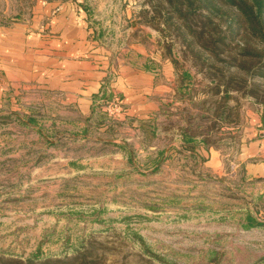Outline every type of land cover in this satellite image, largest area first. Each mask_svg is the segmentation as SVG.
Here are the masks:
<instances>
[{
	"label": "rangeland",
	"instance_id": "1",
	"mask_svg": "<svg viewBox=\"0 0 264 264\" xmlns=\"http://www.w3.org/2000/svg\"><path fill=\"white\" fill-rule=\"evenodd\" d=\"M7 1L18 5L36 0ZM65 1L84 10L107 48L118 47L116 41L125 40V31L135 27L145 44L156 35L153 45L169 57L180 78L182 101L165 112L167 119L178 116L177 148L165 151L174 141L168 136L154 146L148 124L143 146L127 154L123 138L120 143L102 141L92 123L62 121L58 116L71 114L66 108L4 102L0 257L14 264H78L73 258L82 256L84 264H264L263 186L245 176L246 163L237 159L239 137L228 129L238 121L241 134L248 111L261 109L264 114V80L255 74L250 79L259 82L261 101L245 93V87L231 90L233 98L216 115L224 87L214 93L207 76L211 71L167 30L159 32L144 21L141 11L149 8L147 0ZM167 42L176 63L165 50ZM217 68L221 63L212 72ZM235 70L246 74L229 67ZM112 98L95 115L117 125L122 105L108 106ZM78 125L84 131H77ZM113 133L123 134L122 128ZM200 134L205 144L220 149L217 169H200L198 159L204 157L181 152L183 145L197 148Z\"/></svg>",
	"mask_w": 264,
	"mask_h": 264
},
{
	"label": "crops",
	"instance_id": "2",
	"mask_svg": "<svg viewBox=\"0 0 264 264\" xmlns=\"http://www.w3.org/2000/svg\"><path fill=\"white\" fill-rule=\"evenodd\" d=\"M0 16L5 17L0 20V105L22 100L24 107L38 101L66 108L71 114L58 116L62 121L92 123L97 139L102 141L120 143L123 138L127 154L132 153L129 149L136 151L143 146L148 124L154 146L168 136L174 141L168 142L165 151L177 148L175 131L180 122H175V115L167 119L165 112L182 101L178 94L180 78L169 57L153 45L155 34L148 38L151 45L145 44L138 39L135 27L125 31V40L116 41L118 47L107 48L104 35L84 10L65 0L18 5L0 0ZM111 97H117L122 105L117 125L95 115L96 108ZM121 128L123 134L113 133ZM75 129L81 132L85 128L78 125ZM228 129L239 137L237 159L246 163L245 176L263 186L259 193H264L262 110L247 112L241 134L238 121L230 122ZM204 136L197 137V148L183 145L181 152L204 157L198 159L200 169H217L222 154L219 148L205 144Z\"/></svg>",
	"mask_w": 264,
	"mask_h": 264
},
{
	"label": "trees",
	"instance_id": "3",
	"mask_svg": "<svg viewBox=\"0 0 264 264\" xmlns=\"http://www.w3.org/2000/svg\"><path fill=\"white\" fill-rule=\"evenodd\" d=\"M147 2L149 8L141 11L144 21L159 32L164 33V30H167L168 34L180 40L194 59H199L211 71L207 76L210 82L214 83L209 87L214 93L220 92V86L224 87L221 103L215 105L216 115H221L219 108L226 104L227 99L233 98L231 90L245 87V93L260 101L263 99L258 91L259 82L250 79L255 74L264 80V0H147ZM237 37L241 38L240 42L232 45ZM165 50L176 63L177 60L171 55L170 42L165 44ZM217 63L222 65V68L216 69L220 74L212 72ZM223 67L227 74L223 72L225 70ZM229 67L241 69L246 74H240L236 70L229 71ZM232 83L238 85L231 86ZM79 258L73 260L78 264L86 263L84 256ZM14 263L12 259L0 257V264ZM69 263V260L58 262ZM27 264L33 263L28 261Z\"/></svg>",
	"mask_w": 264,
	"mask_h": 264
},
{
	"label": "built area",
	"instance_id": "4",
	"mask_svg": "<svg viewBox=\"0 0 264 264\" xmlns=\"http://www.w3.org/2000/svg\"><path fill=\"white\" fill-rule=\"evenodd\" d=\"M106 103L108 104V106H112L116 109H118L120 106V100L117 97L112 98L111 100L107 101Z\"/></svg>",
	"mask_w": 264,
	"mask_h": 264
}]
</instances>
